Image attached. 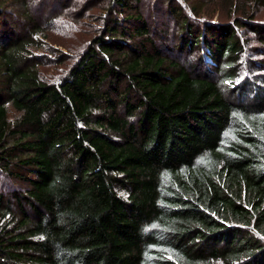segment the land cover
Listing matches in <instances>:
<instances>
[{
	"label": "trees",
	"instance_id": "1",
	"mask_svg": "<svg viewBox=\"0 0 264 264\" xmlns=\"http://www.w3.org/2000/svg\"><path fill=\"white\" fill-rule=\"evenodd\" d=\"M195 1L166 2L165 53L141 0H109L46 82L42 26L0 0V174L24 185L0 192V264H264V0H225L241 16L224 23Z\"/></svg>",
	"mask_w": 264,
	"mask_h": 264
},
{
	"label": "rangeland",
	"instance_id": "2",
	"mask_svg": "<svg viewBox=\"0 0 264 264\" xmlns=\"http://www.w3.org/2000/svg\"><path fill=\"white\" fill-rule=\"evenodd\" d=\"M32 17L39 21L44 35H39L41 46L33 48L32 53L40 60L38 71L46 82L59 80L76 61L86 48L97 29L103 24L102 17L106 12L109 0H26ZM168 0H141L140 11L150 31L154 44L165 53V46L173 47L177 43L180 30L177 24L167 15ZM189 16L191 4L195 0H174ZM204 6L196 19L201 22L224 23L232 22L238 16L240 2H232L226 6L225 0H199ZM260 6V5H259ZM248 6L247 10L252 11ZM253 21L264 24V7H253ZM256 10V11H255ZM108 13V12H107ZM106 17V15H105ZM107 18V17H106ZM191 20L193 17H190ZM203 20V21H202ZM196 21V20H195ZM242 37L249 38V47H258L254 36L241 31ZM167 48V49H168ZM174 54V53H170ZM197 55V51H194ZM194 55V56H195ZM249 58V54H247ZM189 56L186 55V59ZM246 58V59H248ZM262 60L264 56L252 57ZM194 61V59H190ZM253 74H264V68ZM18 115L10 106L8 119L13 120ZM22 190L24 185L0 174V192ZM220 264V263H214Z\"/></svg>",
	"mask_w": 264,
	"mask_h": 264
}]
</instances>
